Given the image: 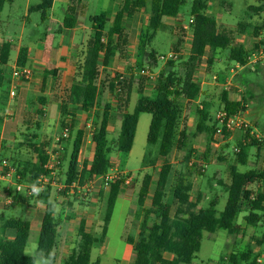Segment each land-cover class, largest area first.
<instances>
[{
    "label": "trees",
    "instance_id": "1",
    "mask_svg": "<svg viewBox=\"0 0 264 264\" xmlns=\"http://www.w3.org/2000/svg\"><path fill=\"white\" fill-rule=\"evenodd\" d=\"M79 1L71 0L63 19L64 28L71 29L74 27L76 6ZM212 1L216 0L192 1L189 9V16L193 18L190 25L191 48L183 62V75L179 76L171 70L168 72L161 71L157 77L154 98H149L144 94V85L149 79L147 76H139L136 83V77L132 73L128 77L117 73L111 75L106 68L115 51H118L120 59L125 58L126 41L123 40L122 31L124 18L132 17L135 13L143 11L149 6L148 22L142 28L138 39L135 69L141 71L145 66L152 69L157 61L156 53L150 46L157 32L166 27L162 23V19L176 18L181 6L184 5V0H121L120 9L116 12L112 26L106 33L107 14L101 12L90 17V36L86 43L84 58L78 68L77 78L73 80L69 88L68 98L62 106V113L65 112V107L68 104L76 106L84 113L95 109L91 136L95 148L91 165L89 169H78L77 154L82 132L76 131L65 172L64 184L66 186H70L72 183L81 186L94 176L106 175L113 167L110 160L111 152L127 155L132 149L139 116L141 114L150 115L146 136L148 150L143 156L142 163H146L152 154L149 147L156 145L158 147L157 155L163 158L164 162L160 167L148 208H145L144 204L151 188V174H144L137 192L136 204L141 210L143 220L136 242L134 243L132 238H128L127 242L134 243V250L141 256L140 264H191L196 253L200 250L203 233L211 235L219 230H226L229 234L237 233L238 228L235 221L243 211L247 212L244 219L248 225L262 228L261 238L256 241L259 246L264 245V222L261 219V213L264 211V195H257L253 198L259 182L264 179V169H252L241 173L231 166V182L226 188L227 201L224 209L218 212L216 210L218 205L216 198L209 201L208 207L197 210L201 199L200 194L195 200H192V181L185 176L183 170L174 171L168 162L174 148L181 151L188 146V135L182 125L184 107L181 104V99L191 102L200 95V88L195 81V72L200 67L205 54H208L206 63L209 67L213 66L218 53L221 51L227 52L229 62L244 67L252 53L241 45H234L230 33L218 30L215 16L207 12L208 3ZM218 1L222 4L225 2V0ZM4 2L5 0H0V11ZM52 3L53 0H41L34 8L36 12H39L41 21L47 19ZM249 30L252 31L254 37H257L258 33L264 30V0L257 2L256 5L246 7L245 18L236 25V31L240 35ZM175 33L177 34V42L172 48L179 52L184 36L180 29L175 28ZM115 36H117V42L114 41ZM10 48L11 45L8 42L1 44L0 65H6ZM253 48L258 49V44L255 43ZM27 54L28 49L26 47L19 50L17 67L25 66ZM168 65H173V62L168 61ZM254 67L257 72L262 69L259 65ZM129 70L134 71L133 68H129ZM43 75L44 77L55 76V71L46 70ZM3 81L4 78L0 70V86ZM134 91L137 100L133 111L130 112L128 108ZM106 92L116 99V110L121 115L120 130L115 141H110L108 138V121L112 106L105 103L101 107L99 104L102 94ZM246 95L251 97L249 92H246ZM36 100L41 107L44 105L42 97ZM245 101L244 97L235 101L231 100L229 91H223L220 97L221 108L226 115L244 112ZM41 107L34 112L36 118L42 117L44 114ZM209 107L210 104L206 102L197 106L195 134H205L210 142L218 123L211 120ZM33 125L37 131L41 127L38 121H35ZM61 126L64 127L63 122H61ZM31 138L36 140L37 136L32 135ZM26 145L32 154H36V163L32 164L30 161H25L17 169V174L20 176V182L33 186L40 176L47 173L44 166L48 160L46 151L48 144L33 141ZM250 146H256L259 150L261 142L252 137L250 129H248L245 131L244 141L238 143L240 149L237 153L238 164L244 165L246 163V150ZM171 174L173 176L170 178ZM124 177L118 169L116 178L109 183L103 216V234L107 229L117 197L124 185ZM49 193V188H46L36 197L38 202L47 206L41 222L36 249L44 260L52 264L59 219L53 214L52 204L48 201ZM12 198L15 202L20 201L19 197L14 196ZM151 218L152 223L149 225L148 221ZM1 227L2 231H12L14 236L12 239L0 236V264H35L36 258L25 252L30 230L29 223L19 217H10L3 221ZM78 237L77 247L65 260V264H98V261L90 262V252L95 238L91 233L85 232L83 221L79 223ZM165 253L172 255V258L166 259ZM221 261L227 264H256L255 255L250 248L240 254L231 253L224 258L222 257Z\"/></svg>",
    "mask_w": 264,
    "mask_h": 264
},
{
    "label": "crops",
    "instance_id": "2",
    "mask_svg": "<svg viewBox=\"0 0 264 264\" xmlns=\"http://www.w3.org/2000/svg\"><path fill=\"white\" fill-rule=\"evenodd\" d=\"M40 1L41 0H5L2 9L0 11V46L2 43L5 42H8L11 45L6 65H0L2 77L4 78V81L0 86V117H1L0 149L4 147L12 148L16 143L20 142V141L18 142L16 138L18 134H21L20 132L22 131V129L20 128L22 126L24 128L31 127L33 126V123L35 121H38L40 125L42 123V126L46 124V121L48 120L49 117V111L53 107V110L56 111L57 125L59 123L61 125V122H63L64 127H68V126L70 127L71 125L70 136L66 141L65 147H67V144H70V147L72 149V142L75 136V132L76 131L82 132L80 147L77 154V162H78V166L80 165L83 166V168L85 169H89L95 148V145L91 139L93 120H94L93 114L95 112V109H92L87 113H84L79 109H77L76 106H72L68 104L65 107V112L62 113V106L63 103L66 102L68 98L69 88L73 80L77 78L76 76L78 73V68L81 65L84 58L86 43L90 36V33H87L90 32L89 18L101 12H105L108 16L107 23L109 22L110 24L109 29H110L112 26L113 18L116 12L120 9L121 0H102L103 2L111 1L112 7L109 8L107 7L106 4L104 3L100 4L101 3L100 2L96 6V12H97L96 14L89 13L90 7L93 4L92 3L93 0H80L78 5L76 6V12H75L76 23L74 27L71 29L64 28L63 26V19L65 17L67 8L70 5L71 0H53L52 6L47 14L48 15L47 19L44 21H41L39 12H36L34 9L40 3ZM93 7L94 4L92 8ZM144 12H148L149 14V6H147L143 11L135 13L132 17L124 18L122 22V31H123V40L126 41V45L124 48L125 58L120 59L118 51H115L113 58L110 59L108 67L106 68L108 72L110 73L113 72L111 68V64H114L117 59L119 63L125 64L126 61H129V62H133L134 64L132 65L135 66L139 35L144 25L147 24L149 18L148 15L146 24H143L141 22V18ZM31 14H37L39 16L38 22L40 23V25H42V28H44L45 31L44 35L38 33L37 31V26H39L38 24H35L34 28H31L28 25L30 24V22L31 23L33 22L31 18ZM215 18L217 21V17ZM167 20H175V19L174 18L162 19V23L166 26L164 29L167 28L169 30V28H172L173 26H168L165 22ZM107 31L105 30V33ZM114 41L117 42V36L114 37ZM135 46L136 49L133 52L132 56H129L130 55L129 52L131 48H134ZM24 47L28 49L27 59L24 67H27L31 70L32 72L31 78L33 77L32 79L30 78L28 81H22L12 77V72L18 68L17 58H18L19 50ZM190 48H191V40L188 45V54ZM11 52H15V57L13 60H11ZM207 57L208 54L206 53L205 56L203 57V61L201 62L200 67L197 68V70L200 69L203 66V64H205V67L207 69L208 67L206 63ZM132 58L135 59L133 60ZM234 65L239 70L247 68V67H243V68L238 67L236 64ZM46 70H54L55 76L44 77L43 72ZM116 73L121 74L122 72L117 69ZM122 75L128 77L131 74L128 75L122 74ZM140 75L142 74L140 73ZM150 79L151 78H149L145 82L144 94L149 98H154L156 94L157 81H155V83L150 82ZM196 83L200 88V95L194 101L191 102H187L185 99H181V104L184 108L189 107L191 105H195L197 103H198L197 106H200L199 102L200 100H202V96H203V92L201 88L202 83L199 84L197 81ZM4 85L8 87L7 90L3 89ZM151 87H152V93L148 94L147 90ZM11 91L14 92L13 95H10ZM133 93H135V91ZM132 95L130 102L132 100ZM111 96H112L111 101L108 100L107 102H104V104L109 103L112 106V110L109 114L108 133L110 136V132H112L117 127L116 137H118L119 134L118 130H120V124H121V115L116 110V105H117L116 99L113 97V95ZM39 97H42L44 99V103H43L44 105L42 107L38 104L36 100ZM102 97H106V96H101L100 98L99 104L101 107L104 105L101 104ZM229 98L234 101L240 99V98L232 99L230 97V94H229ZM202 102L208 103L205 100H202ZM40 107L44 112L42 117L36 119L33 118L30 119L29 117L30 114H28V111L32 113L35 112V110ZM2 112H4V116L2 115ZM65 113L67 114L66 117H64ZM20 115L21 117H19ZM8 116H11L10 120H8ZM47 127H49V125H47ZM231 138L232 136L229 138V140H231ZM260 148L261 146L257 151L258 155L260 153ZM175 150L177 149L174 148L173 151ZM115 153L118 154L117 152ZM69 156L70 154H68V159L66 163L67 165H68ZM31 157L32 159L29 161L32 164L36 163V154H31ZM23 163L24 162L16 163V166L14 167L15 168L14 173L10 177L0 180V236L6 239H12L14 236V233L12 231L9 230L2 231L1 226L5 219L10 217H19L27 221L29 223V228H30L27 243L32 237L35 242L34 249L35 252L37 253V257L34 255L32 256L36 258V261L38 257H40L44 261L40 264H49L46 260H44L41 257V254L38 253L36 249L41 222L45 216L47 206L46 204H42L36 200V197L39 194L34 196L35 198H33L32 195H29L26 190V186L28 185L26 183L20 182V176L17 174V169H19V166L22 165ZM67 165L66 168L64 169V177L60 182L62 184H64ZM232 167L236 168V166H232ZM255 170H259V169H255ZM89 181L92 182V188L84 197H79V195L75 193V190H71L69 188L62 191L49 188L50 193H49L48 201L49 203L52 204L54 216L58 217L59 219V225L57 228L56 246L53 252L54 262L52 264H65V260L69 257L71 252L77 247V244L79 242L78 228H79V223L81 221H83L84 223L85 232L91 233L95 238V241L92 244V248L90 252V262L93 263L95 261H98V264H140L141 256L134 250V243L138 238L139 228L143 220V215L137 204L132 219L130 217L125 219L124 224L122 226V230L118 234L117 238H115L114 236L111 237L109 235L111 223H112V216L105 233L103 234L101 229L100 235L97 234V230H99V226H100L101 214L104 210V207L102 206L100 208L99 214L96 217H93L95 215V211L97 210V207L94 204L93 199L92 201H90V203H88L85 206L83 211H79V213L82 214V216L78 218L77 221L76 219L73 218L72 215L67 216L66 213L64 215H61L60 213L61 208L58 210L56 203V195L61 192L64 195L63 202L65 203V206L67 208H71L73 206L74 198H76L78 202L81 201L84 202L87 201L89 197L95 193H97L98 196H104L106 199L109 187H105L103 185L102 181L100 180V177L94 176L90 178ZM17 185L21 186V190H19L18 192L16 191ZM122 190H124L123 192L124 194L126 189L123 186L121 188V191ZM14 196L19 197L20 201L15 202L12 198ZM8 197H10L9 199L12 198L11 199L12 203L6 205L4 202ZM68 197H71L72 200H69ZM136 198H135V202H136ZM151 198H152V194H151ZM130 201L131 200H128V202ZM144 207L148 208L146 207V201ZM136 209H138L139 211V213L137 214L135 213ZM151 223H152V218L149 219L148 221L149 225H151ZM235 225L238 228L237 219L235 221ZM102 228H103V221H102ZM128 238H132L134 243L133 244L128 243L127 242ZM94 251H96V255L94 258H91L92 252ZM164 257L166 259H171L172 255L165 253Z\"/></svg>",
    "mask_w": 264,
    "mask_h": 264
},
{
    "label": "rangeland",
    "instance_id": "3",
    "mask_svg": "<svg viewBox=\"0 0 264 264\" xmlns=\"http://www.w3.org/2000/svg\"><path fill=\"white\" fill-rule=\"evenodd\" d=\"M192 1L193 0H184V5L181 6L179 10L178 19L165 21L168 26L173 27L169 28V30L167 28L159 30L154 40L152 41L150 48L156 53L155 58L157 63L154 67H152V69L147 66H145L143 69L147 70L149 72V76L152 77L150 79V82L155 83L161 71L168 72L171 70L176 72L179 76L183 75V62L187 58L188 45L190 43L189 35L185 40L187 48H183L178 53V58L176 60H170L171 62H173V65H168V61H160L159 57L167 55L169 52L173 51L172 46L177 42V34L175 33L174 27L176 28L179 25V22H187ZM259 1L261 0H225L224 4L220 3V1L218 0L212 1L208 3V14L217 17L218 30L230 33L232 35L234 45H241L248 51L254 52L257 50L253 48L255 43L258 44V49L264 47V30L260 31L257 37H254L252 31L250 30L245 34L240 35L236 31V25L239 21L245 18L246 7L250 5H256ZM92 3L94 4V7L92 8V4L89 10L90 14L97 13L96 6L99 3H104L109 8L112 7L111 1L103 2L102 0H93ZM148 15V12L143 13L141 18V22L143 24H146ZM31 18L33 22H30V24L28 25L31 28H34L35 24H38V33L44 35V28H42V25H40V23L38 22L39 16L37 14H31ZM109 27L110 24L108 22L106 24L105 30L107 31ZM262 41L263 43H260ZM135 49L136 46L134 48H131L129 56H132ZM14 57L15 52H11V60H13ZM132 64L134 63L129 61H126L125 64L119 63L117 59L114 64H111V68L113 71L111 72V75H114L117 69L122 72L121 74L128 75L132 73L133 76L136 77L135 82L137 83L139 76H141V72L138 69L136 70L135 66ZM263 64L264 62L259 61L254 65H259L262 68L259 72L255 71V67L254 70L250 69L249 67L239 70L232 62H229L227 60V52L221 51L218 53L213 66H208L206 69L205 64H203V66L195 72V81H197L199 84L202 83V100H205L210 104L209 113L211 120L215 121L218 112L222 110L220 97L223 91H229L230 97L232 99H241L242 97H244L246 99V101L244 102L245 110L239 115L247 124H250L252 126L251 130L254 131L255 134L259 135L260 139L258 141L261 142L259 155L257 154L258 148L256 146H250L246 150V163L244 165L238 164L237 154L233 152V148L237 147L238 143L244 141L245 131L237 130L233 133L228 134L226 141L221 143L219 148L213 149L209 146L210 142L208 141V138L205 134H195V126L197 122L196 107L198 103L184 108V118L182 120V125L185 127L186 133L188 135V146L185 150L173 151L168 158V162L172 165L174 171L183 170L185 176L192 181V200H195L198 194H200L201 199L197 206V210L208 207L209 201L213 198H216L218 200L216 210L220 212L224 209L227 201L226 188L229 186L232 177V172L230 170L231 166H236V170L241 173L250 169L264 168ZM129 68H133L134 71L131 72ZM3 89L7 90L8 87L4 85ZM246 92H249L251 94V97H248L246 95ZM147 93H152V87L147 90ZM102 96H106L102 97L101 99L102 105L104 104V102H107L108 100L111 101L112 99V96L109 95V93L107 94V92ZM136 99L137 95L133 93L132 100L128 108L130 112L134 109ZM202 100H200V104L202 103ZM28 114H30V119H36V117L34 116V112L31 113L28 111ZM2 115L4 116V112H2ZM66 116L67 114L65 113L64 117ZM19 117H21V115ZM10 118L11 116H8V120H10ZM149 123L150 115L141 114L137 125L133 147L129 154L122 155L116 154L114 151L111 152L110 160L113 166L111 173H116V169H119V171L125 176L124 178H131V181L128 185H123V187L126 189L125 193L123 194L124 190H122L115 203L109 233L111 237L114 236L115 238H117L118 234L122 230L125 219L128 217L132 219L136 207L135 198L137 196L141 180L146 173H149L152 176L150 194L146 199V207L150 206L151 194L157 181L160 167L163 164L164 160L157 155L158 147L156 145L153 147H149L152 154L148 157L146 163H142L143 156L148 150L146 144V136ZM47 125H49V127H47ZM62 128L63 127L60 125V123L57 125L56 111L53 110L52 107L49 111V117L46 121V124L42 126L41 123V128L38 131L35 129L34 125L25 128L22 126L20 128L22 129V131L20 132L21 134H18L16 138V140L20 142L16 143L12 148L4 147L0 149V158L8 160V162L14 167L18 162L22 163L31 160L32 152L26 144L33 141L37 143L46 142V144H48L46 150L50 152L55 145L54 137L59 134ZM33 134L37 136L36 140H32L31 136ZM116 134L117 127L112 132H110L109 140L115 141L117 139ZM231 136L232 138L231 140H229ZM64 146H66V144ZM70 152V144H67V147H64L62 153V165L60 166L61 170L59 169V172H61L60 175L58 174V178L61 179H58V182H61L64 177V169L66 168L68 154H70ZM186 158L188 159L187 163L185 164L184 162L186 161ZM172 176L173 175L171 174L170 178ZM33 198L35 197L33 196ZM63 198L64 195L62 194V192L56 195L58 210L61 208V215H64L65 213L67 214V216L72 215L73 218L76 219V221L82 216L79 211H83L85 206L90 203L92 199L97 207V210L95 211V215L93 217H96L99 214L100 208L103 206L104 210L101 214L99 230H97V234L100 235L103 215L105 211V197L98 196V194L95 193L92 194L89 199L84 202H78L77 199L74 198L73 206L71 208H67L65 206ZM68 198L69 200H72L71 197ZM128 200L131 201L128 202ZM135 213H139L138 209H136ZM246 213L247 212L245 211L238 215V232L236 234H229L226 230H219L211 235L203 233L200 250L198 253H196L195 258L192 260L191 264H227L226 262L221 261L220 258H224L230 253L240 254L246 252L249 248L252 250L253 255L257 254V252H261L264 249V245L260 247L257 244L256 240H260L262 229L259 227L255 228L247 225L244 220V216H246ZM34 243L35 242L31 237L27 243L25 252L28 255H34L37 257V253L34 249ZM95 255L96 251L92 252L91 258H94ZM42 262L44 261L40 257H38L36 264H40Z\"/></svg>",
    "mask_w": 264,
    "mask_h": 264
},
{
    "label": "built area",
    "instance_id": "4",
    "mask_svg": "<svg viewBox=\"0 0 264 264\" xmlns=\"http://www.w3.org/2000/svg\"><path fill=\"white\" fill-rule=\"evenodd\" d=\"M175 20L178 19V16L174 18ZM193 22V18L191 16L188 17L187 22H179V25L176 27L177 29H180L183 32V43L180 45V51L185 48L187 45L185 44V40L187 36H190L191 40V29L190 25ZM179 51V52H180ZM176 51H171L167 55L160 56L159 60L162 62L170 61V60H176L178 58V53ZM259 61L264 62V47H261L257 49L256 51L252 52L248 57V62L244 67H249L250 69L254 68V65L258 63ZM238 66V65H237ZM241 67V66H238ZM243 68V67H241ZM141 74L143 76H147L148 78H152L149 76V72L147 70H141ZM32 72L27 67L17 68L12 72V77L18 80L22 81H28L31 78ZM14 92L11 91L10 95H13ZM218 123V127L215 131V133L212 136V139L210 140L209 146L213 149H217L220 147L221 143L225 142L227 139L226 134L233 133L234 131H246L250 129V135L254 137L255 139L259 140V135L255 134L254 131L251 130V125L247 124L243 118L239 114L235 115H226L224 111H219L216 120ZM70 136V128L64 127L59 132L58 135L54 137V148L49 152L47 151L48 160L44 166V169L46 170V174L40 176L36 184L33 186H26L27 193L32 196H36L40 193V191L46 189V188H53L57 189L59 191L65 190L67 188L71 190H75V193L79 195V197H84L92 188V182L88 180L86 181L83 186L77 185V183H72L70 186H66L65 184H62L58 182V174L59 169L61 166V158L62 153L64 149V145L66 144L67 139ZM239 147H234L233 152L239 153ZM78 166V162H77ZM78 169H83V166H78ZM15 171V168L12 164L8 162L6 159L0 158V180L10 177ZM118 169H116V173H111L112 169L104 176H99L100 180L102 181L103 185L105 187H109V183L112 182L117 175ZM131 181V178L126 177L124 178V184L128 185ZM21 190V186H16V191L18 192ZM257 195H264V179L261 180L257 186L256 193L253 195V198L257 197ZM6 205H9L12 203V200L7 198L4 202ZM264 207V203H263ZM261 219L264 222V211L261 213ZM255 262L256 264H264V249L261 252H257L255 254Z\"/></svg>",
    "mask_w": 264,
    "mask_h": 264
}]
</instances>
